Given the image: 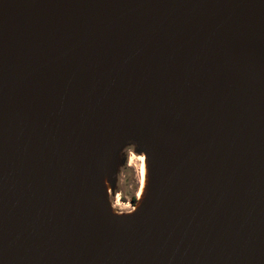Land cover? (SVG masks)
Masks as SVG:
<instances>
[{
  "label": "water",
  "instance_id": "1",
  "mask_svg": "<svg viewBox=\"0 0 264 264\" xmlns=\"http://www.w3.org/2000/svg\"><path fill=\"white\" fill-rule=\"evenodd\" d=\"M0 264H264V0H0Z\"/></svg>",
  "mask_w": 264,
  "mask_h": 264
},
{
  "label": "rangeland",
  "instance_id": "2",
  "mask_svg": "<svg viewBox=\"0 0 264 264\" xmlns=\"http://www.w3.org/2000/svg\"><path fill=\"white\" fill-rule=\"evenodd\" d=\"M142 157L145 156L143 154H137L133 146L126 148L123 156L124 161H122V165L118 167L114 184L109 191V201L114 212L117 211L121 214L122 212L130 211V213H133L136 210L135 207L138 201L144 196L147 186V176L145 175L144 178L142 177V162H140ZM146 174L148 175L147 164ZM132 195L135 196L136 199V205L133 209L131 208L132 203L130 200ZM116 196L118 199L121 198V200L119 199V201H116Z\"/></svg>",
  "mask_w": 264,
  "mask_h": 264
},
{
  "label": "bare ground",
  "instance_id": "3",
  "mask_svg": "<svg viewBox=\"0 0 264 264\" xmlns=\"http://www.w3.org/2000/svg\"><path fill=\"white\" fill-rule=\"evenodd\" d=\"M139 158V157H138ZM140 162H142V169H141V172H142V177L144 178L145 177V175L147 176V174H146V163H147V159H146V157H142L141 158V161ZM142 186V185H141ZM143 186H144V184H143ZM142 193V192H141ZM141 195V194H140ZM139 196V195H138ZM136 208V207H135Z\"/></svg>",
  "mask_w": 264,
  "mask_h": 264
},
{
  "label": "flooded vegetation",
  "instance_id": "4",
  "mask_svg": "<svg viewBox=\"0 0 264 264\" xmlns=\"http://www.w3.org/2000/svg\"><path fill=\"white\" fill-rule=\"evenodd\" d=\"M126 152H127V151H126ZM135 194H136V193H135ZM126 198H127V197H126ZM116 199H117L116 201H119V199L121 200V198L118 199L117 196H116ZM130 200H131V203H132V204H131V208L133 209V208L135 207V205H136V199H135V196L132 195V198H130ZM116 213L120 214V213L117 212V211H116ZM126 213H130V211L122 212L121 214H126Z\"/></svg>",
  "mask_w": 264,
  "mask_h": 264
}]
</instances>
